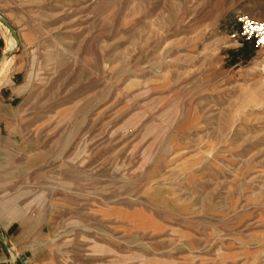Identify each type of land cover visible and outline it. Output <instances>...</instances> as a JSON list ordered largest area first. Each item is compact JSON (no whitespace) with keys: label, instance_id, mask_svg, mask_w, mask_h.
<instances>
[{"label":"rangeland","instance_id":"obj_1","mask_svg":"<svg viewBox=\"0 0 264 264\" xmlns=\"http://www.w3.org/2000/svg\"><path fill=\"white\" fill-rule=\"evenodd\" d=\"M244 12L264 0H0L18 38L7 53L0 20V85L25 80L44 159L23 208L43 226L16 262L264 264V54L234 34Z\"/></svg>","mask_w":264,"mask_h":264},{"label":"crops","instance_id":"obj_2","mask_svg":"<svg viewBox=\"0 0 264 264\" xmlns=\"http://www.w3.org/2000/svg\"><path fill=\"white\" fill-rule=\"evenodd\" d=\"M25 87L23 79H9L0 85V232L9 247L19 245L26 231L29 237L31 230L43 226V220L32 226L29 210H23L30 198L36 197L44 163L39 135L33 126L31 132L25 131L23 112L16 109ZM35 207L31 213L37 216ZM19 257L16 264H27L28 256L21 253Z\"/></svg>","mask_w":264,"mask_h":264},{"label":"built area","instance_id":"obj_3","mask_svg":"<svg viewBox=\"0 0 264 264\" xmlns=\"http://www.w3.org/2000/svg\"><path fill=\"white\" fill-rule=\"evenodd\" d=\"M239 29L234 34L240 35L242 38L251 39L255 47L264 54V18H255L248 13H239L237 15Z\"/></svg>","mask_w":264,"mask_h":264},{"label":"bare ground","instance_id":"obj_4","mask_svg":"<svg viewBox=\"0 0 264 264\" xmlns=\"http://www.w3.org/2000/svg\"><path fill=\"white\" fill-rule=\"evenodd\" d=\"M5 24V23H4ZM6 29L8 30L9 33H11L9 27L5 24ZM12 35V33H11ZM17 42V38H15V36H9L7 39V43H6V47L5 50L7 53H9L14 46L16 45ZM13 57H9V55L4 56L1 60H0V83L3 80V78L5 77L6 73L8 72V69L10 68V65L13 61ZM11 253L13 254V258H15V252L13 249H11Z\"/></svg>","mask_w":264,"mask_h":264},{"label":"water","instance_id":"obj_5","mask_svg":"<svg viewBox=\"0 0 264 264\" xmlns=\"http://www.w3.org/2000/svg\"><path fill=\"white\" fill-rule=\"evenodd\" d=\"M0 20L2 23H5L9 27L11 33L15 36V38H17L16 33H15L12 25L6 20V18L0 16ZM17 40H18V38H17ZM0 239H1L4 247L7 248L8 250H10V247L5 243L3 234L1 232H0ZM13 264H16V257L13 259Z\"/></svg>","mask_w":264,"mask_h":264}]
</instances>
